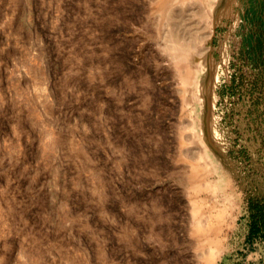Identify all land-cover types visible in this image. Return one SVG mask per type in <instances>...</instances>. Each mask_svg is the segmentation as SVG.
<instances>
[{
    "label": "rangeland",
    "instance_id": "obj_1",
    "mask_svg": "<svg viewBox=\"0 0 264 264\" xmlns=\"http://www.w3.org/2000/svg\"><path fill=\"white\" fill-rule=\"evenodd\" d=\"M0 264H264V0H0Z\"/></svg>",
    "mask_w": 264,
    "mask_h": 264
},
{
    "label": "bare ground",
    "instance_id": "obj_2",
    "mask_svg": "<svg viewBox=\"0 0 264 264\" xmlns=\"http://www.w3.org/2000/svg\"><path fill=\"white\" fill-rule=\"evenodd\" d=\"M214 22H215L214 11L213 12L211 10L206 11V28H207V32H206V35H205V39L206 40H208V39H210L212 37ZM171 29H173V28H171ZM171 29H169V31ZM176 36H178L177 33H176ZM187 39H189V38H187ZM173 40L174 39L172 38L171 39L172 51L175 54L174 63L177 66V69H178L177 71L179 73L178 75L181 77L182 82L185 83V84H189L190 85V84L196 83L193 80V79H195L194 76H193V75H195L194 74L195 72L187 64V62L189 60V56H191L190 55L191 47L188 46L189 43H188V45H184V43H183L184 41L182 42V40H180V38H177V37H175L174 41ZM208 51H209V48L208 47L207 48L204 47L201 52H198L199 56L203 57L205 65L210 64V56L208 54ZM194 62H195V60H194ZM201 67H202V65H201ZM202 69H204V68L202 67Z\"/></svg>",
    "mask_w": 264,
    "mask_h": 264
}]
</instances>
